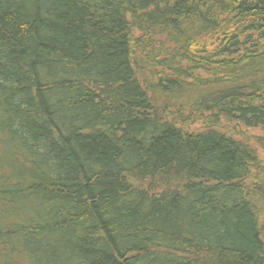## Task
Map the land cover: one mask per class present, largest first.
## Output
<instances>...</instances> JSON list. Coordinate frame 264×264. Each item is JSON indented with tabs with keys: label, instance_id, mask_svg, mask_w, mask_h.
Returning <instances> with one entry per match:
<instances>
[{
	"label": "trees",
	"instance_id": "1",
	"mask_svg": "<svg viewBox=\"0 0 264 264\" xmlns=\"http://www.w3.org/2000/svg\"><path fill=\"white\" fill-rule=\"evenodd\" d=\"M242 129L264 0H0V264H264Z\"/></svg>",
	"mask_w": 264,
	"mask_h": 264
},
{
	"label": "rangeland",
	"instance_id": "2",
	"mask_svg": "<svg viewBox=\"0 0 264 264\" xmlns=\"http://www.w3.org/2000/svg\"><path fill=\"white\" fill-rule=\"evenodd\" d=\"M235 127L238 128L237 125H235L234 127L232 125V126L229 127V129L231 130L232 128H235ZM241 132H242L241 135L244 138H246L248 141H251V142H254L255 139H257V138H263L264 137V129H250V130L242 129ZM239 136H240V134H239ZM258 140H260V139H258ZM262 148L263 147L260 146L259 150H261ZM260 154L264 158V150L260 151ZM260 210L264 214V211L262 209H260Z\"/></svg>",
	"mask_w": 264,
	"mask_h": 264
}]
</instances>
